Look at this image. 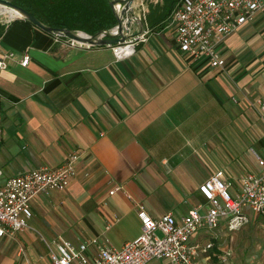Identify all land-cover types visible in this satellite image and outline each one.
<instances>
[{
	"label": "crops",
	"instance_id": "1",
	"mask_svg": "<svg viewBox=\"0 0 264 264\" xmlns=\"http://www.w3.org/2000/svg\"><path fill=\"white\" fill-rule=\"evenodd\" d=\"M161 3L135 0L131 32L142 38L120 60L112 46L71 45L0 10V56L13 54L0 70V183L79 156L65 190L31 201L36 232L0 238V264H52L38 235L95 241L89 256L119 249L140 234L139 211L154 219H179L197 206L203 212L200 187L215 171L234 185L258 173L252 152L264 148L256 105L264 104V8L223 40L225 65L214 69L178 50L172 13L161 28L147 27L148 6ZM203 235L191 241L204 242Z\"/></svg>",
	"mask_w": 264,
	"mask_h": 264
},
{
	"label": "built area",
	"instance_id": "2",
	"mask_svg": "<svg viewBox=\"0 0 264 264\" xmlns=\"http://www.w3.org/2000/svg\"><path fill=\"white\" fill-rule=\"evenodd\" d=\"M264 8V0H179L172 11L173 37L178 50L191 60H205L214 69L225 65L219 46L230 34L254 21ZM142 38V36L138 37ZM58 39V38H57ZM71 45L90 47L66 39ZM113 56L120 60L133 53L132 41L112 46ZM13 54L0 56V70L7 67ZM29 56L20 61L27 66ZM264 113V104L256 101ZM2 135L0 121V141ZM259 169L256 174L244 176L238 185L226 178L222 170L215 171L200 187L207 201L190 209L176 219L171 214L152 218L142 210L138 212L140 234L119 249L103 246L89 256L88 248L95 241L71 242L58 237L47 241L40 236L52 264H212L213 257L227 264L229 253L216 254L213 239L192 242L200 233L210 234L221 225L235 231L253 216L264 217V148L252 152ZM79 156L69 154L56 168L39 167L8 177L0 183V238L31 229V201L51 191L65 190L76 176ZM119 188H113L114 194ZM158 233L160 235H158Z\"/></svg>",
	"mask_w": 264,
	"mask_h": 264
},
{
	"label": "trees",
	"instance_id": "3",
	"mask_svg": "<svg viewBox=\"0 0 264 264\" xmlns=\"http://www.w3.org/2000/svg\"><path fill=\"white\" fill-rule=\"evenodd\" d=\"M149 5L145 21L148 28L159 29L169 18L179 0H161ZM14 5L26 10L39 22L50 28L81 31L94 35L109 30L117 24L108 0H12ZM215 243L214 252L219 254Z\"/></svg>",
	"mask_w": 264,
	"mask_h": 264
},
{
	"label": "rangeland",
	"instance_id": "4",
	"mask_svg": "<svg viewBox=\"0 0 264 264\" xmlns=\"http://www.w3.org/2000/svg\"><path fill=\"white\" fill-rule=\"evenodd\" d=\"M146 1L152 3H159L161 0ZM224 82L226 83L225 79ZM227 106L231 107L230 104H227ZM230 111L232 110L230 109ZM225 123L227 122L225 121ZM231 128L232 126H230L229 123L225 124V138L228 136L229 138H231ZM258 153L260 154L261 152ZM241 157L245 160V164H247L248 167H251L250 171H253L252 165L246 159V154L243 153ZM31 220L28 221L29 227L32 229L33 232H36V230L32 228L34 226L32 225ZM158 235L160 234L158 233ZM38 236L40 237V235ZM203 236L204 242L209 239H213L216 241V247L218 248V253L220 255L227 252L229 253L227 264H264V217L262 216L251 217L249 222L244 224L238 230L231 232L228 231L224 227V225H221L217 230L211 232L210 234H204ZM157 263L162 264V262L157 261H153L150 264ZM212 264H220V262L217 258L213 257Z\"/></svg>",
	"mask_w": 264,
	"mask_h": 264
},
{
	"label": "water",
	"instance_id": "5",
	"mask_svg": "<svg viewBox=\"0 0 264 264\" xmlns=\"http://www.w3.org/2000/svg\"><path fill=\"white\" fill-rule=\"evenodd\" d=\"M135 0H108L109 7L114 13L117 24L109 29L100 31L94 35H88L81 31H69L66 29L50 28L39 22L26 10L14 5L7 0H0V10L2 13H15L11 19H22L35 26L37 29L55 38L70 39L78 44L87 46H114L128 41H133L141 36V32H131V26L139 21L136 19L132 5Z\"/></svg>",
	"mask_w": 264,
	"mask_h": 264
},
{
	"label": "bare ground",
	"instance_id": "6",
	"mask_svg": "<svg viewBox=\"0 0 264 264\" xmlns=\"http://www.w3.org/2000/svg\"><path fill=\"white\" fill-rule=\"evenodd\" d=\"M1 10L4 11V9H1ZM6 12H7V14H8L9 16H15V15H14L15 13H9L8 11H6Z\"/></svg>",
	"mask_w": 264,
	"mask_h": 264
}]
</instances>
